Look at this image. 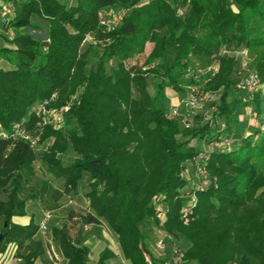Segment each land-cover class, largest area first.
Instances as JSON below:
<instances>
[{"label":"trees","instance_id":"16d2710c","mask_svg":"<svg viewBox=\"0 0 264 264\" xmlns=\"http://www.w3.org/2000/svg\"><path fill=\"white\" fill-rule=\"evenodd\" d=\"M14 6L4 19L5 27L14 29L11 38H4L14 48L0 50V58L13 67L0 71V124L8 133L0 137V194L7 196L0 200L5 221L0 252L15 243L19 255L37 233L34 222L28 227L12 223L14 216L26 215L28 204H39L44 221L63 197L78 196L86 188L93 213L71 211L67 223L53 229L69 264H88L90 253L80 230L75 237L71 230L102 220L118 235L131 264H166L181 240L188 246L185 251L179 247L181 264H264V131L259 129L256 141L236 142L231 151L214 150L211 146L223 135H212L210 125L197 118L184 128L181 119L168 118L165 91L184 93L186 81L196 84L185 79L189 69L196 61L217 57L222 47L250 50L264 82V0H74L70 5L67 0H23ZM111 8L127 14L121 26L107 32L100 18ZM35 18L47 23V47L24 32L40 27ZM255 21L263 27L260 34ZM89 36L105 44L93 70L81 53ZM149 43L155 48L146 67L131 64ZM219 59L220 73L210 85L224 89L217 115L236 122L239 106L227 97L237 62ZM106 60L115 65L110 73ZM148 75L159 81L155 96L148 92ZM261 104L257 96V115ZM41 105L49 112L63 111L60 127L51 113L38 112ZM51 138L53 144L39 153ZM32 140H39L35 147ZM67 152L74 156L64 164L60 155ZM200 154L207 158L210 183L197 192L194 213L185 223L181 210L203 164ZM37 162L47 167L46 176L38 174ZM52 177L64 180L63 189L54 186ZM155 199L162 208L154 206ZM147 220L162 230L157 240L172 237L165 262L144 245ZM36 258L31 253L26 264ZM106 260L104 252L100 264Z\"/></svg>","mask_w":264,"mask_h":264},{"label":"rangeland","instance_id":"374dc122","mask_svg":"<svg viewBox=\"0 0 264 264\" xmlns=\"http://www.w3.org/2000/svg\"><path fill=\"white\" fill-rule=\"evenodd\" d=\"M7 3L6 0H0V9H3L4 6L2 4ZM68 5L73 4L74 0H67ZM148 4V2L141 3L142 6ZM233 10L237 13L238 9L235 4L232 5ZM187 8H181L179 10V14L183 15L186 13ZM4 11H1V13ZM3 14V13H2ZM9 16V14H8ZM7 16V17H8ZM36 19V18H35ZM37 22L35 24L40 25L42 30L39 29L37 31L24 30L27 34L35 36L37 40L43 41L46 37L47 23L45 20L36 19ZM1 22V21H0ZM254 27L257 29L258 34L263 30L262 25L255 21ZM105 44L104 42H99L95 39V37H87L85 42L82 45L81 53H86L88 60V70H93L96 67V64L100 57L103 55ZM154 43H149L146 46L145 52L135 57L131 64H138L139 66H145V63L149 59L152 51L154 50ZM220 57H227L231 59H235L237 62L236 72L233 74V85L228 94L227 101L228 103H233L239 106L238 109V120L233 122L231 119L228 121L225 118H222L217 115V110L220 105V99L224 92V89L221 88L219 90L210 89V85L214 78H216L221 70ZM170 59H172L170 57ZM256 56L247 48L241 47L237 50L233 51L232 49H228L226 47H222L219 55L211 58H204L199 61H196V65H194V69L196 71L197 83L193 84L191 87L194 90L193 99L195 103V108H191L186 106V103L189 102L190 99V91H188V82L186 81V85L184 87L185 92L180 93V98L178 99L179 113L181 114L180 119L182 122V127L184 128V121L188 119L191 123L195 122V118H197L198 122H201L202 125L209 124L213 129L212 135H223L224 138H228L231 141L238 142V144L247 137H253L252 140L256 141L259 137L258 131L263 126L264 127V82L261 80V77L257 73L256 70ZM106 65L108 71L110 73V69L114 67V63H111L109 60H106ZM257 77V86L251 89H242L240 87L241 83L244 82L248 77L252 76ZM192 78L187 75L186 80ZM158 80L153 75H148L147 83H148V92L151 96H155L157 91ZM166 94L172 93L174 91L172 88H167ZM176 92V91H175ZM259 97L262 101L261 104V113L260 115L255 114L253 101L256 97ZM134 98L137 97V93L134 91ZM173 108H169V111ZM50 112L51 117H54V123L56 126L60 127L64 122V115H62L63 111L51 109ZM64 111H67L65 109ZM74 125V124H73ZM221 131L223 134L218 133ZM210 135L209 137H211ZM228 135V136H226ZM226 136V137H225ZM215 137V136H214ZM54 142V138L47 140L42 147H40L39 153L42 151H46ZM201 148H206V142H195ZM234 148V147H233ZM74 154L72 152H67L66 154L60 155V158L67 164L71 159H73ZM36 169L40 176L44 177L47 173V167L43 166L40 162L36 163ZM52 179H54L52 177ZM56 179L53 181L55 182ZM89 183V179L86 178L83 185L87 186ZM58 188L63 189L62 184L60 182H56L55 184ZM85 195H87L88 189L83 188L82 190ZM81 205H85V207H90V200L87 196L80 198L78 201ZM159 200H154V206L158 204ZM87 203H89L88 206ZM159 205V204H158ZM157 208H162L161 205ZM52 216V214H51ZM50 216V218H51ZM49 218V220H50ZM107 223V222H106ZM143 231L145 233L144 245L147 247L150 254L153 255L155 259L162 257L159 254V251L156 249V241L159 235H161V229L159 227L154 226V222L152 220H147L143 226ZM182 251L187 249V243L185 240H181L178 244ZM163 258V257H162Z\"/></svg>","mask_w":264,"mask_h":264},{"label":"crops","instance_id":"0c3cea01","mask_svg":"<svg viewBox=\"0 0 264 264\" xmlns=\"http://www.w3.org/2000/svg\"><path fill=\"white\" fill-rule=\"evenodd\" d=\"M14 1L19 2L23 0H6L7 3L1 5L4 7L3 9H0V50L14 48V46L9 44L4 38L6 36L11 38L14 33L13 28L7 29L4 25L6 14L10 13L9 16H11L12 12L15 11ZM1 11H4L2 12L3 14L1 13ZM28 29L29 28H26L25 30ZM38 29L40 31V29L42 30V27L30 28L33 33ZM44 31H46V37L45 39H43V41H48L49 31L48 29ZM25 33L27 34V32ZM32 37L35 38V36ZM12 68V65L8 61L0 58V71L10 70ZM179 96L180 93L175 91L166 94V106L168 107V109L179 107L177 106V104L179 105ZM7 135L8 133L2 128L0 124V137H6ZM52 180L54 181L55 179ZM57 181L62 184V187H64V180L62 179H57L55 182H53L55 187H57L55 185ZM85 196V193L81 191L78 196L63 197L60 201V208L58 210L52 211L50 220L46 222L48 229L45 233L41 230V225L44 222L42 208L37 203L28 204L26 215L14 216L12 218V223L19 227H28L31 222H34V224L38 226V231L33 239L31 241H28L24 248L19 252V261H11L4 264H26L27 257L31 253L37 254V258L34 260L33 264H69V260L64 256L62 252L60 242L54 239L53 229H61L67 223V217L71 211H75L79 214H86L88 212L93 213L90 207H85V205H81L78 202L80 198ZM0 200H7V196L5 194H0ZM88 205L89 203H87L86 206ZM4 223V219L1 218L0 232L4 227ZM79 230L82 236L85 238L86 246L90 250L88 264H100V258L104 252H107V260L104 264H131L128 260H126L124 256L118 235H116L109 228L108 224L104 220H102L101 225L78 226L76 229L71 230L72 236L75 237ZM159 254H161V256L163 257L156 259L159 262H165L168 259L166 253L159 252Z\"/></svg>","mask_w":264,"mask_h":264},{"label":"built area","instance_id":"2783aa9c","mask_svg":"<svg viewBox=\"0 0 264 264\" xmlns=\"http://www.w3.org/2000/svg\"><path fill=\"white\" fill-rule=\"evenodd\" d=\"M127 11L125 9H107L104 12H102L101 18H100V26L104 28L107 32H112L116 30L119 26H121L124 17L126 16ZM196 71L194 68L189 69V77H192L195 81L197 79ZM257 77L250 76L248 79H246L244 82L241 83L240 87L242 89H251L255 86H257ZM190 85L188 87V91H190V99L189 102L186 103V106H189L191 108H195V103L193 99V93L194 90ZM38 112L46 116L50 112L46 110L45 106H40L38 108ZM181 114L179 113L178 108H173L168 113V118L180 119ZM54 119V117H53ZM184 125H188L191 123L188 119H186L184 122ZM19 131V126L15 127ZM261 131H264V127H261ZM39 140H32V146L35 147L38 144ZM236 142L231 141L228 138L221 137L219 140L215 141L213 145L211 146L212 149L218 150V151H231L233 147L235 146ZM199 158L202 160L203 164L200 162L198 164V171L196 173V182L192 185V192H188L186 195L187 204L183 207L181 210V215L185 223H188L194 213V209L197 204V192L203 191L210 183V178L206 170V162L207 158L204 157V154H200ZM160 211V209H159ZM45 220L41 225V230L45 233L47 231V221L49 220L51 214L45 213ZM159 218L163 219L164 214L160 212ZM171 240L172 237L169 235L160 238L156 242V249L159 252L165 253L166 247H167V240ZM173 256L172 258L166 262V264H181L183 262L184 253L179 249L177 246H173ZM11 261H19L18 257V246L15 243H9L5 246V248L0 252V263H9Z\"/></svg>","mask_w":264,"mask_h":264},{"label":"water","instance_id":"95a60500","mask_svg":"<svg viewBox=\"0 0 264 264\" xmlns=\"http://www.w3.org/2000/svg\"><path fill=\"white\" fill-rule=\"evenodd\" d=\"M42 45L47 47L49 45V41H43ZM4 237H5V232L1 231L0 232V248H1L2 242L4 240Z\"/></svg>","mask_w":264,"mask_h":264}]
</instances>
